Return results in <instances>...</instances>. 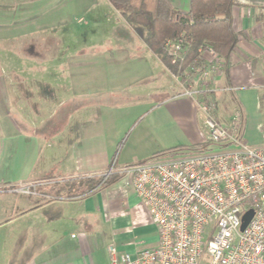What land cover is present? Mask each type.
<instances>
[{
	"label": "crops",
	"instance_id": "0c3cea01",
	"mask_svg": "<svg viewBox=\"0 0 264 264\" xmlns=\"http://www.w3.org/2000/svg\"><path fill=\"white\" fill-rule=\"evenodd\" d=\"M104 1L92 8L90 0L72 19L66 5L80 0H0V264H110V243L134 257L158 242L129 176L69 200L43 201L5 186L97 174L112 162L120 167L204 143L194 102L176 96L175 78ZM170 1L189 8V0ZM91 10L90 20L101 23L116 15L114 45L77 39L88 26L79 14ZM232 26L239 37L218 77V86L231 88L218 96V119L228 124L238 105L243 139L258 145L252 125L264 106V0H235Z\"/></svg>",
	"mask_w": 264,
	"mask_h": 264
},
{
	"label": "built area",
	"instance_id": "2783aa9c",
	"mask_svg": "<svg viewBox=\"0 0 264 264\" xmlns=\"http://www.w3.org/2000/svg\"><path fill=\"white\" fill-rule=\"evenodd\" d=\"M164 46L176 66L171 73L180 86L176 96L192 100L202 114L207 146L120 167L112 162L97 173L129 176L158 233L157 245L134 257L110 243V264H198L202 257L210 264H264V143L244 141L239 108L234 107L228 124L218 119V96L231 89L217 84L225 66L221 56L207 48L187 60L181 39ZM38 183L5 189L39 195Z\"/></svg>",
	"mask_w": 264,
	"mask_h": 264
},
{
	"label": "trees",
	"instance_id": "16d2710c",
	"mask_svg": "<svg viewBox=\"0 0 264 264\" xmlns=\"http://www.w3.org/2000/svg\"><path fill=\"white\" fill-rule=\"evenodd\" d=\"M107 1L124 21L133 27L144 45L160 59L170 73L176 70V66L171 63V55L164 46L167 40L181 39L188 59L195 58L208 48L221 56L225 62L238 41V33L232 26V7L235 0H189L187 11L179 10L170 0ZM235 107L241 112L243 134L244 114L238 105ZM206 146L207 144L203 143L196 147H176L152 158L192 152ZM109 182L100 183V180L88 179L77 185L71 183L51 187L44 192L52 195L50 199L42 200L80 198Z\"/></svg>",
	"mask_w": 264,
	"mask_h": 264
},
{
	"label": "rangeland",
	"instance_id": "374dc122",
	"mask_svg": "<svg viewBox=\"0 0 264 264\" xmlns=\"http://www.w3.org/2000/svg\"><path fill=\"white\" fill-rule=\"evenodd\" d=\"M72 1V0H70ZM90 0H80L79 5L75 4L74 6L76 8H74V6L72 7V4L70 2V4L66 2V13L70 14L73 12H71V10L74 11L75 16H72V19L74 17H76L77 13L79 12V10L81 9L82 11H84V6H86L87 4H89ZM101 3L104 2V0H91V3H93L92 8H96L95 7V3ZM98 5V4H97ZM79 8V9H78ZM95 11L91 10L90 12H87L86 14L81 13L79 14L80 17L84 18V22L88 23V26H86L85 28L87 29L84 32H80V36L77 37V39L81 42V44L85 43L86 41H105V40H109L111 41V43H113V45L115 44V40L111 37V30L114 29V22L116 21V15L115 14H111L108 16L109 22H103L101 23L100 21H92V19L90 20V16L93 15ZM112 19H114V22H112ZM76 22V20H74V23ZM73 28V27H71ZM110 43V44H111ZM188 59V58H187ZM190 60V59H188ZM155 80H151L149 82H145L148 86H150L151 84L154 83ZM144 83V84H145ZM145 84V85H146ZM143 86V85H142ZM136 88L141 87L140 84L135 85ZM62 95L61 93L56 95V100L61 99ZM220 109H221V105L218 107V114H220ZM261 116L260 117H256L254 118V123L252 125L253 131H254V135L257 138L258 141L264 143V106L261 109ZM260 124L261 128H262V132L259 131V129L257 128V125ZM121 174L116 173V172H111V173H107V174H93V175H77L71 178H61V176H47L38 180H35L36 182H39L38 185L35 187V191L39 194V195H33L34 197H37L39 200H46V199H50V196L52 195H47L46 193H44L46 190H48L49 188H53V187H60L63 186L64 184H75L77 185L78 183H80L81 181H85L88 179H94V180H100V183L103 182H111L112 180L120 177ZM63 196H65V193L63 194ZM126 214V213H125ZM136 219H134L132 221V224H136ZM198 264H210L209 260L207 257H202L201 260L199 261Z\"/></svg>",
	"mask_w": 264,
	"mask_h": 264
},
{
	"label": "water",
	"instance_id": "95a60500",
	"mask_svg": "<svg viewBox=\"0 0 264 264\" xmlns=\"http://www.w3.org/2000/svg\"><path fill=\"white\" fill-rule=\"evenodd\" d=\"M252 216V211H248L246 212L243 216H242V222L240 225V230H243L244 227L247 225V223L249 222L250 218Z\"/></svg>",
	"mask_w": 264,
	"mask_h": 264
}]
</instances>
